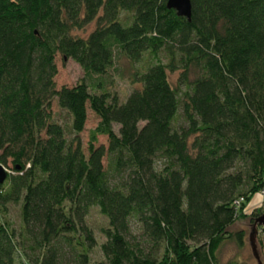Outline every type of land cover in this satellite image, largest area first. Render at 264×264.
I'll use <instances>...</instances> for the list:
<instances>
[{
	"label": "trees",
	"instance_id": "16d2710c",
	"mask_svg": "<svg viewBox=\"0 0 264 264\" xmlns=\"http://www.w3.org/2000/svg\"><path fill=\"white\" fill-rule=\"evenodd\" d=\"M166 3L0 0V162L15 169L0 205L20 202L21 217L18 233L0 222V264L20 248L31 264H89L92 206L108 220L98 264H249L221 247L243 249L236 222L264 211L245 213L264 191V0H191L190 19ZM58 52L84 70L74 85L56 88ZM147 55L120 100L110 70Z\"/></svg>",
	"mask_w": 264,
	"mask_h": 264
},
{
	"label": "rangeland",
	"instance_id": "374dc122",
	"mask_svg": "<svg viewBox=\"0 0 264 264\" xmlns=\"http://www.w3.org/2000/svg\"><path fill=\"white\" fill-rule=\"evenodd\" d=\"M95 26V22L92 21L89 25L85 27V29L77 31V33L88 32ZM56 56V67L57 73L55 74V84L56 88H59L61 85L71 86L74 85L77 81L81 79V76L84 74V70L82 66H80L72 57L64 58L59 52ZM152 60L150 56H145L143 59L136 61V63H131L128 58H120L115 62L114 68L110 70V76L113 78L112 82H110L107 87H109L111 93H117L120 100L126 98V95L132 90L134 87V83L131 82L132 76L134 72L142 70L147 66L148 62ZM169 80L172 84H175L178 76V71H169ZM51 117L52 119L63 123L65 126L70 124V114L64 108L58 105V101L54 97L51 100ZM87 118L85 122L84 129L81 131L80 136L82 139V143L84 145L85 150H87V140L89 135V129L94 128L96 123L98 122V116L96 113L90 109L89 105H87ZM175 120V125H183L184 119L180 115ZM118 124L114 126L115 131L118 129ZM98 143L107 144V135L100 134L97 138ZM2 166L7 171V175L9 172L14 173L15 169L13 168V164L8 159L7 163H2ZM262 209L264 210V194H257L252 197L250 204L246 207L245 213L251 214L253 210ZM85 220L91 226L92 231H94V235L96 237L97 244L91 249V261L89 264H98L101 259H103V253L100 250V243L105 239V234L101 230L104 227L108 226V220L105 215L100 212L97 206L90 207V211L88 212ZM7 221L10 226L15 228L16 233L21 230V217H20V202L7 201L4 205H0V222ZM238 227L244 226L248 232L251 228V223H249L248 217H242L239 219L236 224ZM132 230L138 231L137 225L132 221ZM260 257L262 258L264 264V242L258 243ZM221 259L223 262L227 261L230 257H233L235 253L238 254L240 258L245 259L249 264H257L256 257H253L251 246L246 242L243 246V249H238L234 242H227L221 247ZM26 251L30 250L26 248ZM30 253V252H29ZM15 262L13 264H31L27 258V256L23 253V248H20L15 254ZM245 261V262H246Z\"/></svg>",
	"mask_w": 264,
	"mask_h": 264
},
{
	"label": "water",
	"instance_id": "95a60500",
	"mask_svg": "<svg viewBox=\"0 0 264 264\" xmlns=\"http://www.w3.org/2000/svg\"><path fill=\"white\" fill-rule=\"evenodd\" d=\"M166 5L168 7H172L176 10L177 15H183L190 19L192 6L191 0H167ZM7 176V171L4 169L2 164H0V182H3ZM258 226L264 227V211L255 217L253 222L251 223L250 231L248 232V243L251 246V251L253 257H256L257 264H263L262 258L260 257L259 247L257 246V232Z\"/></svg>",
	"mask_w": 264,
	"mask_h": 264
},
{
	"label": "built area",
	"instance_id": "2783aa9c",
	"mask_svg": "<svg viewBox=\"0 0 264 264\" xmlns=\"http://www.w3.org/2000/svg\"><path fill=\"white\" fill-rule=\"evenodd\" d=\"M264 194V191L262 192V195Z\"/></svg>",
	"mask_w": 264,
	"mask_h": 264
},
{
	"label": "crops",
	"instance_id": "0c3cea01",
	"mask_svg": "<svg viewBox=\"0 0 264 264\" xmlns=\"http://www.w3.org/2000/svg\"><path fill=\"white\" fill-rule=\"evenodd\" d=\"M251 264V263H250Z\"/></svg>",
	"mask_w": 264,
	"mask_h": 264
}]
</instances>
